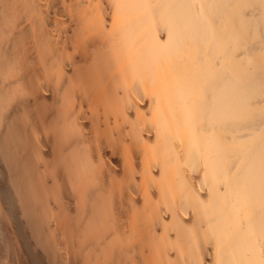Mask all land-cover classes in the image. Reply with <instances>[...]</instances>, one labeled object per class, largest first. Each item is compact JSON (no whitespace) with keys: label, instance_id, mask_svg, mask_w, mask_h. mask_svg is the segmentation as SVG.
<instances>
[{"label":"bare ground","instance_id":"bare-ground-1","mask_svg":"<svg viewBox=\"0 0 264 264\" xmlns=\"http://www.w3.org/2000/svg\"><path fill=\"white\" fill-rule=\"evenodd\" d=\"M0 264H264V0H0Z\"/></svg>","mask_w":264,"mask_h":264}]
</instances>
